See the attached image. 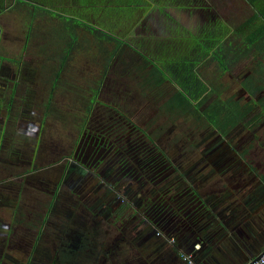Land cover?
Segmentation results:
<instances>
[{
  "label": "rangeland",
  "instance_id": "1",
  "mask_svg": "<svg viewBox=\"0 0 264 264\" xmlns=\"http://www.w3.org/2000/svg\"><path fill=\"white\" fill-rule=\"evenodd\" d=\"M88 1L79 0L78 3ZM131 1L115 0L113 7L111 3L107 4V0H102V4L106 5L104 10L110 11L109 14L117 11L126 14L131 12ZM248 1L198 0L186 7L185 14H193L205 26L227 19L239 23L252 16L254 11H264V0H258L254 6ZM186 8L181 7L182 10ZM105 16L106 13H103L102 18ZM7 21L1 24H16L14 19L9 23ZM174 21L178 24L177 20ZM70 23L83 24L74 20ZM104 23L98 21V26H104ZM69 31L70 41L63 42V46L70 43L72 52L77 40L74 41V33ZM59 39L54 30L49 29L47 42L54 44ZM80 39L83 53L72 52L55 89L53 83L59 70L49 69V58L42 51L29 53L27 62L17 68L10 64L12 59L9 55L13 52H0V118L6 119L7 108L11 107L4 127L6 131L0 133V179L5 193L18 202L17 208L9 209L2 215L3 221L12 225L11 230H4L3 235L7 232H12V235L3 236L0 240V247L6 248L0 250V264H131L120 258H138L134 251L128 252L127 242L136 240L138 244L148 241V233L152 235L151 239L159 241L153 235L155 229L163 234L175 235V245L183 247L182 241L190 239L185 228L197 215L198 219L202 218L201 207L205 210L209 194L218 189L216 193L221 195L222 186L228 190L238 184L237 180L229 181L227 173L233 170L228 168L222 173V167L215 169L210 165L208 156L203 157L214 137L212 128L202 127L190 117L168 113L164 109L165 97L155 98L148 89L145 93L140 87L141 91L138 89L135 84L141 81V73L136 70L139 55L134 57L135 60L131 58L135 63L133 70L119 65L123 56H118L108 72L104 73L99 47L104 45L112 51L113 47L107 42H99L100 37L97 40L85 35ZM3 40L8 44V47L1 45L5 46V51L18 49L23 44V39L17 36H5ZM30 44L36 48L43 47L42 41L34 40ZM259 60L256 51L252 50L232 72L223 75L221 82L227 85V96L236 98L241 93L242 103L250 99L244 96L241 81L260 69ZM10 66L13 69H8ZM207 66L205 70L212 69ZM261 68L264 86L263 62ZM14 75L17 77V88L12 95L11 89L15 84L9 80ZM92 87L98 90L97 101L87 112L84 100L90 102ZM260 96L264 105V90ZM49 102L51 107L46 113ZM259 108L257 114L262 112ZM262 115V123L259 124L261 120L254 123L251 116L224 136L229 148L235 147L239 153L247 152V157L254 160L255 165H264V111ZM127 118L132 122V131L128 129L129 124L125 125ZM119 120L123 126H113ZM2 126L0 122V128ZM125 127L127 130L124 133ZM120 131L122 133L118 134ZM115 148L123 152H115ZM124 155L128 157L126 169L131 171L129 176L137 178L133 181L137 185L135 188L146 186L141 198L145 194L153 198L150 216L153 214L154 218L143 234L142 230L137 231L136 225L122 224L127 216L134 214L138 204L114 217L107 210L106 213L101 211L102 214L99 210L103 204L107 209L111 204V207L118 204L122 195L119 189L126 188L129 183V176L123 167ZM195 164V168L187 172ZM109 166L113 168L112 176L117 171L121 174L117 175L118 178L120 176L118 184L113 189L110 187L112 194L106 197L108 184L102 173ZM70 168L71 171L80 168L86 176L71 172L64 180V174ZM156 170L162 173L157 176L158 179L140 183L138 179L143 173L148 172L149 175ZM211 177H215L214 181ZM192 182L199 191L191 188ZM102 196L106 198L103 200ZM112 196L117 197L113 203L110 202ZM51 203L54 211H49ZM136 215L138 217V213ZM181 246L179 248L184 250ZM43 250L45 254H42ZM171 260L174 261L175 257Z\"/></svg>",
  "mask_w": 264,
  "mask_h": 264
},
{
  "label": "crops",
  "instance_id": "2",
  "mask_svg": "<svg viewBox=\"0 0 264 264\" xmlns=\"http://www.w3.org/2000/svg\"><path fill=\"white\" fill-rule=\"evenodd\" d=\"M78 1L0 0V52H13L12 55H9L12 59L10 64H14L17 68L20 64L27 62L29 53L38 54L42 51L44 56L49 58V60L47 59L51 65L49 69L63 70L72 54L69 55L71 52L70 43L67 44L68 46H63V42L70 41L69 30L77 38L72 52L83 53V47L80 48V38L85 35L96 37V39L100 37L99 42H107L113 47V51L106 49L104 45L99 47L101 56H103V68L105 69L103 72H108L118 56H123L119 65L127 70H133L135 63L131 58L135 60L134 57L139 55L140 60L136 65V70L141 73V81L135 85L138 89L139 87L143 89L142 91L139 89L142 93L148 89L155 98L165 97L164 105L177 93L179 87L177 84L183 83L182 61L192 62L196 66L195 71H198L196 38L205 34L206 26L203 22L199 24L193 14H185L186 7L198 0H184L183 4L182 0H132L130 3L131 12L126 14H121L119 11L109 14L110 11L104 10L106 5L102 4V0H89L85 3H78ZM114 1L107 0V4L111 3L110 6H112ZM181 7L186 9L182 10ZM77 9H79L80 15L79 11H76ZM103 13H106L104 18H102ZM13 19L16 24H1L7 20L9 23ZM71 20L83 24L81 26L73 25L70 23ZM101 20L105 21L104 26H98V21ZM174 20H177L178 24ZM34 21L37 25L32 24ZM5 26L10 28H5ZM87 26L93 27V29ZM7 29L12 31L6 32ZM49 29L54 30L58 38H61L54 44L47 42ZM104 33L122 41L123 44L105 37ZM5 36H17L21 40L23 39V44L18 47L19 50L8 49L5 51V46L8 47V44L3 40ZM34 40L42 41L43 47H33L30 43ZM3 44L5 46H1ZM16 46L13 47L16 48ZM17 51L18 53H16ZM112 53H115V56L112 60H108V54ZM5 68L7 67L5 66ZM8 69L13 68L10 66ZM157 69L160 72L155 74ZM199 77L202 81L204 80L201 76ZM16 79L17 77L14 75L9 80L15 84L11 89L12 95L17 88ZM144 79L148 80V85ZM150 79L151 81H149ZM159 80L160 83H158ZM143 85L145 87H142ZM11 101L13 102V99H10ZM10 110L9 106L6 119L0 118V122L3 123L0 128L2 131H6L4 127H6ZM47 112L48 110H46ZM1 161L0 163H2ZM228 168L230 171L233 170L232 173H227L230 175L229 181L237 180L238 184L229 187L228 190L226 186H222L223 194L221 195L216 193L218 189L209 194V202L205 206V210L201 207L202 214L204 213L202 218L198 219L197 215L194 218V223L191 222L190 226L185 228L188 229L186 233L190 235V239L185 241L186 238L182 241L183 247L180 246L184 250L175 245L176 236L173 234H164V238H158V241L151 239L152 235L150 236L148 233V241L138 244L136 240L132 242L124 240L128 244V252L134 251L138 258L120 256L121 260L131 264H183L180 257L182 253H192L197 264H250L257 259L264 251V165H255L249 158L243 157L239 167L231 162L223 173L227 172ZM211 178L214 181L215 177ZM2 185L0 179V236L7 237L12 235V232H7L6 235H3L5 234L3 232L7 229L10 231L12 225L5 223L2 215L9 209L17 208L18 202L14 197L5 193ZM225 201L230 202L224 204ZM141 230V234H143L146 229ZM158 230L155 229L153 235L158 236ZM180 231H177L176 234L179 235ZM197 245L201 246L200 249L195 247ZM173 256L175 257L174 261L171 260Z\"/></svg>",
  "mask_w": 264,
  "mask_h": 264
},
{
  "label": "trees",
  "instance_id": "3",
  "mask_svg": "<svg viewBox=\"0 0 264 264\" xmlns=\"http://www.w3.org/2000/svg\"><path fill=\"white\" fill-rule=\"evenodd\" d=\"M249 1L254 6L258 0ZM87 27L93 29V27ZM104 35L105 37H109V39L120 42V40L112 36L105 33ZM73 38L74 41L77 40L76 37ZM196 42L198 44L196 52L199 62L198 71H195L196 66L192 62L182 61L181 73L183 83L177 84L179 86L177 93L173 98L168 99L164 105V109L173 115L178 114V116L190 117L202 127L213 126L220 134L226 135L250 115L255 109L256 103L251 101V103L243 107L240 102L234 101V99L230 98L227 101L222 99L221 94L224 89L223 84L219 83L221 79L219 75L232 72L252 50H255L258 58H260L258 62L260 69L255 70L253 74L243 79L241 86L251 96L264 90V86L262 85L263 68H261L262 62L264 63V11H254L252 16L239 21V23L235 20L229 21L228 19L212 22L205 27V34L199 35L196 38ZM120 44H123V42L121 41ZM71 53L69 52V55ZM114 56L115 53L108 54V60H112ZM201 62L203 63L202 65H200ZM207 64L212 66V69L209 71L204 68ZM203 65L204 67L201 68ZM61 72L62 69L59 70V73H56L53 85L54 89L58 88ZM158 72H160L159 69L154 73ZM154 73L152 74L154 75ZM199 74H204L207 77L208 83L203 82L205 80L202 81ZM144 82L147 84L148 80L144 79ZM209 82L213 83V85L209 84ZM158 83H160V80ZM99 84L101 85L102 83L100 82ZM142 87H145V85ZM91 92L90 102L84 100L87 112L92 110V104L97 101L96 95L98 94V90L92 87ZM216 94H219V97L205 110L202 109L207 98ZM47 104L49 111L51 104L50 102ZM125 121L127 122L125 125L129 124L128 129L132 131V122L128 118ZM43 124L44 121L42 122ZM117 125L123 126L122 121L119 120L113 124V126ZM126 130L127 128L125 127L124 133ZM0 133L4 134L5 130H1ZM117 133L121 134L122 131ZM146 138L152 141L150 136L146 135Z\"/></svg>",
  "mask_w": 264,
  "mask_h": 264
},
{
  "label": "flooded vegetation",
  "instance_id": "4",
  "mask_svg": "<svg viewBox=\"0 0 264 264\" xmlns=\"http://www.w3.org/2000/svg\"><path fill=\"white\" fill-rule=\"evenodd\" d=\"M199 22V24H201L202 23V21H198ZM209 25V24H208ZM202 63V62H201ZM200 63V64H201ZM203 64V63H202ZM241 64V63H240ZM209 66H211L210 64H208ZM204 66V65H203ZM212 67V66H211ZM228 73H230V72H228ZM224 74V73H223ZM223 74H221V75H219L220 77H221V79H222V77H223ZM225 74H227V73H225ZM200 75V74H199ZM205 81H206V83H208V81H207V77H205V75L204 74H201L200 75ZM246 77H248V76H246ZM246 77H244V79L246 78ZM221 79H220V82L219 83H221V84H223L222 82H221ZM204 81V82H205ZM243 81V80H242ZM241 81V82H242ZM209 84H212L213 85V83H211V82H209ZM218 85V84H217ZM242 87V86H241ZM223 89H224V91L222 92V94H221V96H222V99H224V100H229L230 98L231 99H234V101H238V102H240V103H242V99H243V97H242V95L243 94H241V93H239L238 95H237V97L236 98H233V97H229V96H227L226 94V91H227V85H225V84H223ZM222 89V90H223ZM243 89V88H242ZM243 91H244V96H246L247 95V97H250V99L249 100H247V101H245L244 103H242L241 105L243 106V107H245L246 105H248L249 103H251V101H254V103H256V105H255V109L250 113V115L246 118V119H251V116L253 117V121H254V123H256L257 122V120L258 121H260L259 122V124L260 123H262V117H263V111H264V105L262 104V101H261V94H262V92L263 91H261V92H258L257 94H255L254 96H251L247 91H245L244 89H243ZM219 97V94H216V95H213V96H211V97H209V98H207V100H206V103L202 106V109H206L207 107H209L213 102H214V100H216L217 98ZM261 98V99H260ZM258 107H260L259 109H260V112H261V114H257V111H258ZM257 114V115H256ZM255 115V116H254ZM260 115V116H259ZM245 119V120H246ZM255 119V120H254ZM244 120V121H245ZM243 121V122H244ZM242 122V123H243ZM210 128H212V132L211 133H213V138H212V141L210 142V144H209V146H208V150H206V152H204V150H203V154H205L203 157H206V156H208V161H209V163H210V165H213L214 167H215V169H217L219 166L220 167H222L223 168V171H224V169L226 168V167H228L229 165H230V163L231 162H234L235 163V166H238L239 167V163H240V160L244 157V158H248L247 156V152H241V153H239L238 152V150L234 147V148H229V143H227L226 142V139H225V135H222V134H220L219 133V131L217 130V129H215L213 126H209ZM214 134H216V136L214 135ZM217 136H220V137H217ZM231 147H233V146H231ZM222 149V150H221ZM114 151V150H113ZM120 150H118V149H116L115 148V152H119ZM120 152H123V151H120ZM125 156V157H124ZM123 156V160H124V165H123V167H124V169H125V173L129 176L130 174H131V171H128L127 169H126V163H127V161H128V157L126 156V155H124ZM249 160H251L250 158H249ZM251 163H254V160H251ZM195 166H196V164L195 165H192V167L190 168V170L189 171H187V172H191V170L192 169H194L195 168ZM72 169L70 168V169H67V172L64 174V180L66 179V177L68 176H70L71 175V172H73V173H77V174H79L80 176H82V175H84V176H86V174H85V172L83 173V172H81V170L82 169H77V170H73V171H71ZM122 170V169H121ZM153 170V169H152ZM113 172V168L111 167V166H109V167H107L106 168V170H104V172L102 173V176H103V179L104 180H106V182H107V184H108V186L106 187V189H108L107 190V195H106V197H108V195H111L112 194V189H113V187H115L118 183H117V179H120V176H119V178H118V176L117 175H120L121 173H119V171H117L116 172V175H114L115 176V179H113L114 178V176H112V173ZM148 173V172H147ZM147 173H143L142 175V177L140 178V179H138V180H140L141 182V184H142V182H147V180H149V181H151V180H153V181H155L156 179H158V175H161L162 173H160V171L159 170H156V171H154L152 174H147ZM210 173V172H209ZM223 173V172H222ZM211 174V173H210ZM192 175H193V173H191V177H192ZM215 175V174H214ZM213 176V175H212ZM190 177V178H191ZM102 179V180H103ZM123 179V178H122ZM189 179V178H188ZM63 180V181H64ZM129 183H128V185H127V187L125 188L124 187V189H122V188H120L119 189V191H121L120 193L122 194L121 196H119V202H118V204H120L119 206H118V204H114L113 205V207H111L112 206V204H111V206H110V209H107V207L105 206V204H103L101 207H99V210H100V213L102 214V212H104V213H106L105 212V210H107L109 213H110V216L111 217H114L113 215H117V213H119V214H122L123 213V211H126V209H129L130 207H132V206H134L135 207V205L136 204H138V206H136L135 208V211H134V214L133 215H129V216H127V219L126 220H124L125 222H122V224H125V225H129L130 223L131 224H133V225H136V228H137V231H141V229H147V227H148V225H150V220L151 219H153L154 217H153V214L150 216V211H151V205H152V201H153V198H150L149 197V195L147 194H145V197L144 198H141V197H143L142 196V190H144V189H146V186H144V187H140V185H138V187L137 188H135V186H137V185H135V183L133 182L134 180H137V178H135V177H131V176H129ZM144 184V183H143ZM153 184V183H152ZM110 187H112V189L110 188ZM153 187L154 188H156V186H155V184L153 185ZM197 186H196V184L194 183V182H192V184H191V188L193 189V190H196V191H199V189L198 188H196ZM97 190V189H96ZM145 193H146V191H145ZM144 195V194H143ZM195 195V194H194ZM106 197H101L103 200L106 198ZM149 197V198H148ZM115 198H117V197H114L113 198V196H112V198H111V203H113L114 201H113V199H115ZM101 200V199H100ZM113 201V202H112ZM117 202V201H116ZM126 203V204H125ZM119 207V208H118ZM54 205L51 203L50 205H49V211H54ZM116 208H118L117 210H116ZM116 210V212H114ZM102 211V212H101ZM136 213H138V217H137V215H136ZM134 226H132V228H133ZM142 233V232H141ZM40 234V233H39ZM157 235L158 236H156L157 238H164V234L163 233H161L160 231H157ZM168 235H171V233L170 234H168ZM38 238H39V240H40V238H41V236H39L38 235ZM1 239H3V236H0V240ZM172 239V238H171ZM40 242H41V240H40ZM9 244V243H8ZM8 244H7V246H8ZM35 244H37V242L35 243ZM6 248H2V247H0V250H5ZM44 251L45 250H43V252H42V254H45L44 253ZM46 252V251H45ZM34 254V253H33ZM46 254H48V253H46ZM32 260V259H31ZM54 262H55V260H54ZM55 264V263H54Z\"/></svg>",
  "mask_w": 264,
  "mask_h": 264
},
{
  "label": "built area",
  "instance_id": "5",
  "mask_svg": "<svg viewBox=\"0 0 264 264\" xmlns=\"http://www.w3.org/2000/svg\"><path fill=\"white\" fill-rule=\"evenodd\" d=\"M195 247L197 249H200L201 246L197 245ZM180 257H181L183 264H197L194 261V257L192 253H182ZM252 264H264V253L258 260L252 262Z\"/></svg>",
  "mask_w": 264,
  "mask_h": 264
},
{
  "label": "water",
  "instance_id": "6",
  "mask_svg": "<svg viewBox=\"0 0 264 264\" xmlns=\"http://www.w3.org/2000/svg\"><path fill=\"white\" fill-rule=\"evenodd\" d=\"M263 253H264V251H263V252L258 256V258L255 259L254 261L258 260V259L262 256ZM254 261H253V262H254ZM250 264H252V262H251Z\"/></svg>",
  "mask_w": 264,
  "mask_h": 264
}]
</instances>
